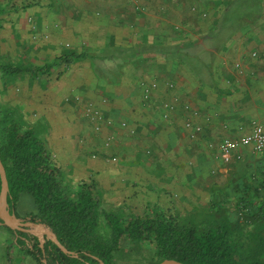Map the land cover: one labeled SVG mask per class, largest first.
<instances>
[{
    "label": "rangeland",
    "instance_id": "1",
    "mask_svg": "<svg viewBox=\"0 0 264 264\" xmlns=\"http://www.w3.org/2000/svg\"><path fill=\"white\" fill-rule=\"evenodd\" d=\"M174 1L177 0H173L172 5ZM125 2L124 12L143 13L145 38L152 36L157 12H160L163 24L173 23L179 27L176 33L179 35L184 34L180 29L182 23L210 27L226 21L238 24L240 20L238 13L229 12L224 16L226 21L221 22L218 18L221 12H213L212 5L200 7L198 0L177 1L180 9L179 13L172 11L174 14L169 13V8L173 7L168 6L171 1L146 0L144 5L138 0ZM156 6L159 7L155 11ZM61 7L68 11L64 12ZM109 8L104 7L102 12H113ZM76 12L82 11L75 7L71 9L66 2L0 0V65L22 69L47 66L64 51L74 49L93 53L95 50L101 58H118V63L103 58L86 59L67 69L63 65L55 66L50 75L36 79L26 73L17 76L0 69V138L2 130L11 121L22 129L33 130L61 169L69 195L74 196L83 184L90 186L98 195L101 212L113 213L125 220L131 213L156 211L199 230L225 225L238 261L264 262V149L245 153L243 159L232 164H221L216 159L217 144L224 136L249 129L251 125L248 121L255 110L248 103L246 93L237 99L233 87L218 88L211 81L218 72L214 65L208 66L209 71L201 82L203 86L205 82L207 84L208 100L224 110L218 112L220 117H215L219 126L222 123L227 127L217 129L210 118L204 122L198 120L197 112L193 115L194 105L190 107L189 101L179 99L175 111L180 105L182 113L187 112L193 117L183 113L182 116H186L182 125H176L172 130L175 134L168 140L154 139L159 147L152 142L148 144L140 134L131 136L129 131H137L130 123L132 120L145 122L142 133L153 128L148 122L152 116L148 111L156 110L157 83L133 76L125 86L124 83L121 85L119 76L123 75V66L120 57L129 53L124 48H104L103 33L98 35L96 43L103 47L91 49L86 43L72 48L66 39L75 35L70 29L60 37L52 32L66 31L64 26L72 19L77 24H95L92 17H76ZM91 12L95 16V12L101 11ZM171 19L173 22H169ZM245 20L249 19L243 18ZM81 33L77 32V35L84 41L86 33ZM116 36L118 39L111 37L110 40L122 47L120 34L116 33ZM247 52L244 57L249 56L252 60L264 56L257 53L253 58V52ZM234 62L231 61L228 70L233 71ZM137 72L138 69L134 70L133 75ZM170 85L168 83L165 90H171ZM146 89L149 90L148 98H144ZM211 106L209 109L214 110L215 106ZM236 107L246 116L237 128L233 125L239 117ZM161 119L168 120L162 115ZM153 120L159 123L157 118ZM204 124L213 129L205 128ZM125 155L127 159L139 155L143 161L127 164ZM32 212H35L33 199L21 194L15 209L16 217L22 222L33 223L28 217ZM100 221L102 227L98 233L104 236L107 230L102 218ZM9 230L0 222V264H38L15 245L17 237ZM26 244L32 247L31 243ZM153 254L150 243L124 240L115 254V264H153Z\"/></svg>",
    "mask_w": 264,
    "mask_h": 264
},
{
    "label": "crops",
    "instance_id": "2",
    "mask_svg": "<svg viewBox=\"0 0 264 264\" xmlns=\"http://www.w3.org/2000/svg\"><path fill=\"white\" fill-rule=\"evenodd\" d=\"M51 1L66 2L68 7L71 5V9L75 7L76 10L82 11L76 12V17L86 15L92 17L93 22H95V24H81L79 22V24H77V22L72 19L70 20L71 22L69 21L70 23L68 22L67 25L64 26L66 31L61 32V30H57L55 32V30H52L58 37H60L62 33L70 32V30L75 33V35L66 38L68 42L72 44V48H78L77 45L80 43L88 44L87 48L91 49L101 48L103 46L100 47L96 43L98 37H100L98 35L103 33V38L105 39L103 42L104 48L109 46L112 50L124 48L126 49V53H129L128 56L120 57L122 58L120 62L123 66V75H121L122 72H120L121 76H119L121 85L124 83L125 86L133 76L157 83L155 94V98H157L155 102L157 105L156 110L152 108L151 111H148L152 114L148 122L150 127L153 128H148L147 132L142 133L145 122L142 123L140 119V122H138V120H136L137 122L132 120L130 123L135 126L137 131H133V129L129 131L131 136L140 134L143 139L147 140L146 142L148 144L152 142L159 147L154 139L162 138L168 140V138L175 134L172 131L173 128L176 125H182V120H184L183 118L186 116H182L184 112H181L180 105L175 111V106L178 104L179 99L189 101L190 107L192 104L194 105L195 109H192L194 111L193 115L197 112L198 120L204 122L210 118L212 122H215V125H212L217 129L220 127H227V125L222 123V126H219V121L215 117H220L221 115L218 112H223L224 110H222L217 103L214 104L208 100L207 94L205 93L207 84L205 82L203 86L201 82L209 71L208 66L213 65L218 74H216L211 81H213L218 88L228 89V87H233L235 93H237V99L245 93L249 97L248 103L254 107L255 112L249 119L248 125L252 121H259L264 124V56L258 60H252L249 56L248 58L244 57V55H248V50L250 53L256 52L258 54H264V0H198L200 2V7H202V4L205 6L212 5L211 9L213 12H221L218 16L219 19L221 18V22L226 21L224 16L229 12H233V14L235 12L238 13L237 15H239L240 20L238 24L226 21V23H218L210 27L206 25L196 26V24L192 22L187 24L182 23L180 24V29L184 30V34L181 35L176 34L179 27L175 26V24H163V20L160 16L161 14L157 12V23L153 27L152 36L150 38H145L143 13L124 12V8L127 6L125 0ZM145 1L146 0H138L141 5H144ZM153 1L159 2L160 0ZM165 1H171L168 3V6H173L169 8V10H171L169 13H173L174 11L178 12L180 7L177 5V1L179 0L174 1L173 5V0ZM116 5L120 7L116 8ZM104 7H107V9L111 7L113 12H102ZM158 7L159 6H156L154 8L155 11ZM61 9L64 12L68 11V9H63V7H61ZM96 9H99L101 12H95L94 16L92 15L94 12L91 11ZM247 14H249V16H247ZM97 15L99 16L97 17ZM243 18L249 20L243 21ZM192 19L196 18L192 16ZM152 21L155 22L154 17ZM169 22H173V19ZM77 32H82L81 34L86 33L84 41L81 40L80 36L78 37ZM116 33L120 34V38L123 41L122 47L120 44H114V42L110 40L111 37L118 39ZM165 33L169 36L165 37ZM130 36L131 39L129 40ZM63 37L64 36H62V39ZM73 51L77 53H88L91 56V58H86L88 60H101L104 58L103 60L105 61L111 60L113 63H118V58L112 59L111 56H104L101 58L102 56L95 54V50H93L94 53L83 50L77 51L75 49ZM249 59L252 62H250ZM231 61H235L234 68L232 67L233 71L228 70V65L231 64ZM135 68L138 69V72L133 75L134 70L137 71ZM168 83L171 84V90L169 91L165 90ZM127 91L128 90H126V92ZM137 92H140L138 87ZM160 102H164L168 107L171 106L173 108L169 114V119L166 121L161 119V115L167 111V108L163 107L164 104L161 106ZM211 105L215 106L214 110L209 109V107H212ZM241 105L243 106L242 103ZM236 110L239 112V117L238 121L233 122L235 128L240 127V120L246 117L243 116V111L240 108L236 107ZM210 113H213V115ZM184 114L192 116V114H188L187 112ZM153 118H157L159 123H155ZM156 124H158L159 128L156 127ZM204 127L210 126L204 124ZM209 129L212 130L213 128L210 127ZM233 130L234 128H232V131ZM244 131H248V129H244L243 132ZM238 134H240V132H231V134L226 136L234 137ZM250 151V149L242 150L238 154L239 158H234L228 164L243 159V155ZM127 158L128 156L125 155L124 159L127 164L143 161L139 155H133V158ZM220 163L223 164L221 161Z\"/></svg>",
    "mask_w": 264,
    "mask_h": 264
},
{
    "label": "trees",
    "instance_id": "3",
    "mask_svg": "<svg viewBox=\"0 0 264 264\" xmlns=\"http://www.w3.org/2000/svg\"><path fill=\"white\" fill-rule=\"evenodd\" d=\"M86 58L91 56L67 50L47 66L22 69L0 65V69L17 76L26 73L36 79L50 75L55 66L63 65L67 69ZM0 161L8 185L9 209L15 213L21 194L29 195L35 204V212L29 214V220L50 229L67 251L77 255L74 258L63 254L50 241L40 248L36 237L14 232L15 245L38 264H42L41 259L46 264H98V261L115 264V254L124 240L150 243L154 252L153 264L164 260L182 264H264L238 261L225 225L199 230L156 211L131 213L122 220L113 213L101 212L98 195L85 184L70 196L61 169L53 162L43 141L33 130L22 129L13 121L2 130ZM100 218L107 230L104 236L98 233L102 227Z\"/></svg>",
    "mask_w": 264,
    "mask_h": 264
},
{
    "label": "water",
    "instance_id": "4",
    "mask_svg": "<svg viewBox=\"0 0 264 264\" xmlns=\"http://www.w3.org/2000/svg\"><path fill=\"white\" fill-rule=\"evenodd\" d=\"M0 181H1V190H0V222L1 224L12 230L13 232L25 233L37 238L39 246L43 248V244L46 241L52 242L63 254L76 258L77 255L67 251L57 240L55 234L44 225L36 223H25L19 220L15 213L11 211L7 205V194H8V185L5 176L4 167L0 161ZM42 264H46L45 260L41 261ZM98 264H103V262L98 261ZM159 264H182L175 260H164Z\"/></svg>",
    "mask_w": 264,
    "mask_h": 264
},
{
    "label": "built area",
    "instance_id": "5",
    "mask_svg": "<svg viewBox=\"0 0 264 264\" xmlns=\"http://www.w3.org/2000/svg\"><path fill=\"white\" fill-rule=\"evenodd\" d=\"M251 57H257V53L253 52ZM144 98H148L149 90H144ZM167 111L162 114L164 119H169V114L172 111L171 106H167ZM264 114V110H263ZM186 127L191 128L189 124ZM260 151L264 149V124L259 121H252L248 131H241L240 134L234 137L222 138L216 148V158L224 164L230 163L234 158H239L238 154L244 150Z\"/></svg>",
    "mask_w": 264,
    "mask_h": 264
}]
</instances>
